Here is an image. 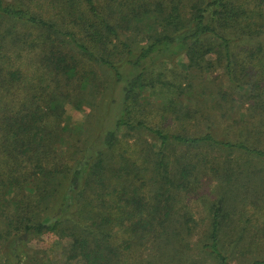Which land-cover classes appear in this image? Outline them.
<instances>
[{"label":"trees","instance_id":"obj_1","mask_svg":"<svg viewBox=\"0 0 264 264\" xmlns=\"http://www.w3.org/2000/svg\"><path fill=\"white\" fill-rule=\"evenodd\" d=\"M261 35L264 0L255 8L238 0H0V212L8 219L0 238L66 230L73 260L136 264L131 251L161 243L178 212L177 195L193 189L200 167L227 184L252 178L250 162L212 155L236 150L264 161V44H249ZM242 39L246 46L236 50ZM168 62L174 80L161 67ZM94 64L111 70L120 110L113 125L104 117L99 137L69 165L71 150L55 148L66 128L61 102L90 101L85 91L103 84ZM220 66L232 92L216 99L199 89L198 79ZM242 90L247 117L225 121L221 136L224 120L217 124ZM209 98L215 103L203 108ZM155 112L180 130L152 124ZM132 135L154 141L145 172L126 156H109L122 145L123 152L121 138ZM55 193L56 211L29 219ZM219 198L205 247L220 264H232L221 245L227 205ZM17 242L10 239V246Z\"/></svg>","mask_w":264,"mask_h":264},{"label":"rangeland","instance_id":"obj_2","mask_svg":"<svg viewBox=\"0 0 264 264\" xmlns=\"http://www.w3.org/2000/svg\"><path fill=\"white\" fill-rule=\"evenodd\" d=\"M238 1H246L253 8L260 2V0ZM249 41H251L250 45L255 41L264 44V35L252 37ZM237 42L238 46L234 47L236 50L241 46H246V39ZM24 62L28 64L26 58ZM214 63L218 64L216 61ZM161 67L166 78L175 79L173 77L175 74L173 69L175 68L172 63L162 64ZM94 69L98 73L100 84L101 82L103 84L99 88L93 87L85 91L90 94L86 96L90 101L82 102L81 106H77L79 103H71L69 100L68 102H61L63 104L60 108V111L63 110L62 126L66 128L62 134V139L55 145V148L60 153H69V149L71 150L72 153L68 158L69 165L82 156L84 148L88 144L99 137L104 117L106 116L107 125L110 126L113 125L116 116L119 114L120 86L114 83L109 68L94 64ZM222 69V66L212 68L208 70L205 76L198 79L199 89L208 93L213 92L216 99H221L224 93L231 94L232 92ZM28 74H30V70ZM242 95L244 96L243 90L236 91L235 95H231L236 99L231 103L234 108L230 109L228 116L222 117L223 119L217 124L218 126L224 120L221 123L222 126H218L221 136H224L225 121L246 119L249 104L247 105L240 98ZM113 100L117 102L112 104ZM213 103L215 101L210 100L202 107L208 108ZM216 110L218 109L216 108ZM218 113L221 115L220 111ZM261 113V116L264 117V112L261 111ZM153 116V118H149L154 120L152 124L161 125L172 132L180 130L173 118L167 115L162 116L156 112ZM121 140L122 142L127 140L124 141L126 149L121 152L123 145L122 148L119 146L109 156L113 160L118 159L121 155L126 156L140 167L139 170L145 172L147 160L150 157L148 150L153 146V139L149 135H132L128 139L127 136L122 137ZM212 156H218L221 161L228 159L234 162H250L248 167L253 169L255 173L252 178H246L244 181L238 178L235 183L227 184V182H221L219 176L211 169L201 165L198 173L196 172L193 189L189 193L182 192L177 195L178 212L170 223L166 224L168 228L164 230L165 234L161 243L151 247V251L144 246L131 251L130 254L136 264L143 261L144 264H220L219 260L205 247L210 242L211 208L214 201L219 197L225 199L227 205V218L224 219L221 216L223 218L221 245L224 252L230 257L231 263L250 264L254 259H264V161L236 150L217 151ZM113 160L109 164L115 167L117 160L115 162ZM149 160L152 161V159ZM149 167L147 172L149 179L146 177V185L144 184L145 191L149 193L148 197L153 194L149 177L152 164H149ZM220 171L224 174V169L221 168ZM239 171L241 172V170H237V173L240 176ZM26 194H30L29 187ZM58 195L55 193L47 200L42 201V206L33 213L31 212L29 219L40 220L49 212L56 211L59 201ZM11 210L13 211V208ZM8 215H12L11 212ZM68 219L69 221L72 220L71 218ZM7 227V214L0 212L2 238L5 236ZM68 233L66 230H58L36 235L21 230L19 233L11 234L7 240L0 238V264H82L79 259L73 260L68 257L72 242ZM14 238L18 239V242L16 246H10V239Z\"/></svg>","mask_w":264,"mask_h":264}]
</instances>
